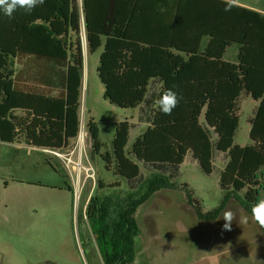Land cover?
Masks as SVG:
<instances>
[{
	"label": "trees",
	"instance_id": "16d2710c",
	"mask_svg": "<svg viewBox=\"0 0 264 264\" xmlns=\"http://www.w3.org/2000/svg\"><path fill=\"white\" fill-rule=\"evenodd\" d=\"M224 9L223 0H83L82 7L78 0H44L31 14L18 10L11 20L0 10V142L63 151L77 140L82 17L89 52L103 49L98 74L105 100L140 108L139 122L147 124L129 152L136 124H116L113 155L102 154L108 170L142 191L123 200L91 197L86 216L104 264L134 263L137 211L155 192L174 186L188 155L211 175L223 154L220 187L251 216L261 199L264 14L239 5ZM234 44L238 63L225 60ZM168 89L182 97L171 115L157 105ZM243 93L259 102L250 120L253 143L246 147L235 144ZM88 127L100 154L99 127L94 121ZM141 165L156 174L144 179ZM117 187L98 182L100 190Z\"/></svg>",
	"mask_w": 264,
	"mask_h": 264
},
{
	"label": "rangeland",
	"instance_id": "374dc122",
	"mask_svg": "<svg viewBox=\"0 0 264 264\" xmlns=\"http://www.w3.org/2000/svg\"><path fill=\"white\" fill-rule=\"evenodd\" d=\"M102 52L100 49L87 54L81 100L80 133L86 137L83 159L74 152L76 140L63 151L0 142V264H86L95 251L92 232L88 248L81 241L89 223L86 212L91 197L123 200L142 195L141 189L131 190L125 178L108 170L102 158V154L113 155L116 124L125 121L136 124L131 130L128 152L147 129V124L139 122L140 108L123 109L105 100V87L98 74ZM238 54L239 46L234 44L228 48L225 60L238 63ZM258 105L246 93L241 95L236 145L246 147L253 143L250 120ZM90 121L100 130L103 145L100 154L93 146ZM226 161L219 154L215 159L216 169L208 175L188 155L179 176L172 181L174 186L155 192L138 209L139 227L155 236V247L167 246V251L177 249L179 253L191 248L192 254L204 256L207 247L221 248L222 245L230 254V264H256L248 250L256 245L262 231L236 198L222 191L220 171ZM141 170L144 179L156 174L142 165ZM99 180L104 185L119 184L120 187L100 190ZM72 184L77 188L75 191L70 189ZM198 210L203 218L199 217ZM225 211L235 213L231 231L222 230ZM242 216L248 217L246 224L240 222ZM238 254L240 259H234ZM154 258L157 264V256Z\"/></svg>",
	"mask_w": 264,
	"mask_h": 264
},
{
	"label": "crops",
	"instance_id": "0c3cea01",
	"mask_svg": "<svg viewBox=\"0 0 264 264\" xmlns=\"http://www.w3.org/2000/svg\"><path fill=\"white\" fill-rule=\"evenodd\" d=\"M79 1V0H78ZM79 4L83 5V0L79 1ZM238 5L244 8H248L257 12L264 14V0H238ZM83 53H84V81H85V67L87 54H89L88 44H83ZM41 149V148H40ZM70 189L76 190L75 185H69ZM87 229L83 234L81 239L82 244L87 248L90 245L89 233H91V227L89 223L86 224ZM147 226V225H146ZM150 231L146 229V232H143L140 228V235L136 240V259L133 264H154L153 259L157 256V264H230L229 260L231 259L230 254L225 252L223 246L221 248L216 247H207L206 254L204 256H198L197 254H192L193 250L190 248L185 253H179L177 249L173 251L170 249L167 251V246L163 248L162 246H156L155 236L149 233ZM159 238V237H158ZM96 238H94L95 251L91 252L90 262L86 264H104L96 243ZM160 241H157L159 243ZM164 243L165 242H160ZM256 245L249 247L248 253L251 256V259L255 261L256 264H264V238L262 235L256 240ZM158 245V244H157ZM176 251V252H175ZM156 255V256H155ZM238 255H234V259H240ZM232 257V259H233Z\"/></svg>",
	"mask_w": 264,
	"mask_h": 264
},
{
	"label": "clouds",
	"instance_id": "9594fccd",
	"mask_svg": "<svg viewBox=\"0 0 264 264\" xmlns=\"http://www.w3.org/2000/svg\"><path fill=\"white\" fill-rule=\"evenodd\" d=\"M223 2L225 4V11H230L233 7L238 6V0H223ZM43 3L44 0H0V10L11 20L14 18V13L18 10H23L25 14H31L35 8ZM181 99L182 97L179 96L175 90L168 89L165 90L157 100V105L163 114L171 115ZM251 214L252 218L261 227H264V198L258 199L257 202L252 205ZM222 219L224 220L222 230L231 231L235 213L232 211H225ZM240 222L246 224L248 222V217L242 216Z\"/></svg>",
	"mask_w": 264,
	"mask_h": 264
},
{
	"label": "built area",
	"instance_id": "2783aa9c",
	"mask_svg": "<svg viewBox=\"0 0 264 264\" xmlns=\"http://www.w3.org/2000/svg\"><path fill=\"white\" fill-rule=\"evenodd\" d=\"M81 39H82V44H84V45H85V43L88 44L87 43V34H86V25H85V20L83 17H82V25H81ZM85 145H86V137H85V134L81 131V133L79 134V136L76 140V148L74 150V152H78V157L80 159H83L84 155H86V150H85L86 146ZM68 161L72 162L71 159H69Z\"/></svg>",
	"mask_w": 264,
	"mask_h": 264
},
{
	"label": "water",
	"instance_id": "95a60500",
	"mask_svg": "<svg viewBox=\"0 0 264 264\" xmlns=\"http://www.w3.org/2000/svg\"><path fill=\"white\" fill-rule=\"evenodd\" d=\"M44 150H48V149H44ZM122 263V259H120V261L117 264H121Z\"/></svg>",
	"mask_w": 264,
	"mask_h": 264
}]
</instances>
